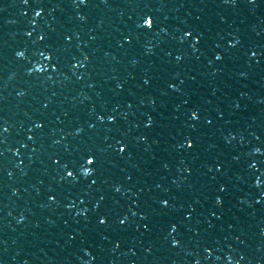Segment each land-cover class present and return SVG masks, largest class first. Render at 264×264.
<instances>
[{
  "label": "snow or ice",
  "instance_id": "obj_1",
  "mask_svg": "<svg viewBox=\"0 0 264 264\" xmlns=\"http://www.w3.org/2000/svg\"><path fill=\"white\" fill-rule=\"evenodd\" d=\"M88 162H89L90 164L92 163V161H91V160H89ZM69 175H71V174H69Z\"/></svg>",
  "mask_w": 264,
  "mask_h": 264
}]
</instances>
